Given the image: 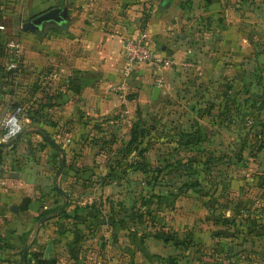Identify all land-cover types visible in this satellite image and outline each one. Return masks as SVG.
<instances>
[{
	"label": "crops",
	"instance_id": "0c3cea01",
	"mask_svg": "<svg viewBox=\"0 0 264 264\" xmlns=\"http://www.w3.org/2000/svg\"><path fill=\"white\" fill-rule=\"evenodd\" d=\"M123 1L118 0L119 3ZM162 1L159 0L158 8L153 9L143 33L158 59H173L176 65L160 69L137 67L125 80L122 76L121 36L137 33L132 31L130 23L114 25L102 20L100 13L94 9L96 0H30L29 7H26L29 14H44L55 9H66L67 13V20L49 26L41 41V48L47 50V57L39 64L43 71L41 94L48 101L50 113L86 118L88 126L116 133L125 147L132 141V130H147L149 133L138 139V147L148 146L151 149L156 146V140L151 139L150 142V138L158 130L157 124L148 123V120L157 116V110L166 98L162 86L159 87L157 100L151 101L152 91L158 87L156 80L160 78L163 84H167L171 79H177L178 69L183 66L189 73V82H192L185 92L186 98L193 101L201 96L206 101L205 105L210 103L207 108L205 105L198 106L204 117L222 115L225 108L221 101L225 97L243 98L247 107L251 103L253 108L250 109H255L253 100L264 97V0H171L167 6L161 7ZM10 12H7V17L17 15ZM198 19L202 27L195 28L193 26ZM169 31L173 32L168 34ZM33 34L30 37L32 43L35 42ZM26 67L30 71L26 83L33 98L37 94L33 90L37 80L32 72L39 66L31 61ZM9 83L14 86V83ZM123 83L128 87L122 89L120 86ZM196 83H201L205 89L200 91ZM214 102L217 105L212 106ZM194 106L187 104L186 115H189L190 122L187 121L185 127L177 125L173 128L178 133L185 129L188 134L165 143L166 146L185 148V172L176 175L186 179V190H151L153 197L161 198L159 201L156 197L157 201L152 198L140 208V211L145 209L150 213L151 208L162 205V213L159 214L166 220L167 229L164 230L172 228L177 231L176 235L163 237L155 233L156 229L151 230V226L147 229L143 216L131 219L133 222L130 223L128 212L137 204L130 208L121 202L123 218L120 222L110 215V218L92 216L94 226L88 242L95 249L89 255V258L93 257V264H118V260H121L119 264H124V261L130 264V259L137 264H262L264 261V253L260 254L255 248L250 250L256 243L252 239L259 241L264 249V216L256 218L253 229L244 228L242 226L248 221L242 218L243 209L237 213L236 204L230 206L224 200L228 191L221 194L224 204L217 198L214 201L217 187L206 190L204 194L198 192L202 191L198 189L204 179L226 180L227 186L236 179L240 181L241 176H236L240 172L237 163L244 152L239 148L237 154L231 153L235 142L225 143L222 139V124L199 119L200 110H195ZM74 125L84 124L75 119ZM179 152L176 154L179 155ZM263 153L264 148L258 151L257 156ZM135 159L141 163L144 156ZM195 161H202V164H197L201 172L194 170ZM228 161L232 163L230 166L224 164ZM257 161L256 158L251 159V162ZM227 166L229 170H226ZM217 167L223 170L214 173ZM232 167L235 172L230 171ZM199 173L204 175L202 181ZM263 176L260 174L256 178L264 179ZM194 178L195 181L191 182ZM208 182L206 185L211 188ZM261 189L264 190V186ZM212 195L213 198L210 197ZM184 197H190L187 200L194 203L191 204L192 209L180 210L179 200ZM85 206L80 203V207ZM93 208L95 210L97 206H89L90 211ZM218 210H229V214L216 215ZM133 224L138 228L144 226L147 231L131 237L129 229ZM235 227L244 228L251 233L250 237L243 240L244 235L231 232ZM118 230L125 233L117 234Z\"/></svg>",
	"mask_w": 264,
	"mask_h": 264
},
{
	"label": "rangeland",
	"instance_id": "374dc122",
	"mask_svg": "<svg viewBox=\"0 0 264 264\" xmlns=\"http://www.w3.org/2000/svg\"><path fill=\"white\" fill-rule=\"evenodd\" d=\"M158 4L159 0H124L121 3L118 0H96L94 9L100 13L102 20L110 24L113 22L114 25L130 23L131 30L137 32L130 34H138L146 30L147 21L151 18L153 9L158 8ZM185 4L186 2L183 3L184 6ZM29 5L30 0H0V167H3L0 170V264H43V260H54V264H93V257L89 258V255L95 249L88 242L94 226L92 216L110 218V215L113 220L120 222L123 218L122 204L130 208L137 204L128 212L127 220L130 223L133 222L131 219H141L143 216L142 221L148 224L147 229L151 226V230L156 229L155 233L163 237L176 235L177 231L172 228L164 230L167 227L166 220L159 214L162 213V205L154 209L150 206V213L149 210H140L146 201L157 198L151 195V190H186V179L182 176L178 178L180 174L176 175L178 172L183 173L185 169V148L166 146L165 143L170 139L184 138L188 134L185 129L178 133L173 128L177 125L185 127L187 121L190 122L189 115H186L187 104L194 106L196 101L194 108L200 110L197 117L206 122L221 123L224 129L222 139L225 143L235 142L231 153L237 154L239 148L244 152L237 163L240 172L236 176H241L240 181L236 179L229 182L231 186H227L226 180H203L204 175L199 173V178L203 181L198 189L202 191L198 192L204 194L207 193L206 190L217 187V193H212L217 194L215 201L222 197V192L228 191L225 202L230 206L236 204L237 213L243 209L242 218L248 221L242 227L254 228L253 222L256 218L264 216V190L261 189L264 179L256 178L260 174L264 175V153L257 156L258 148L264 144V97L258 101L253 100L255 109H250L253 108L251 103L247 107L243 98L225 97L221 101L225 108L222 115L217 118L216 115L212 118L204 117L205 114L198 107L205 105L204 98L200 95L193 101L186 98L185 92L192 82H189V73L183 66L178 69L179 73L175 77L177 81L171 79L170 84L160 85L163 86L166 98L157 110V116L148 120V123L157 124L158 132L153 133L150 138V142L151 139L156 140V146L149 149L144 160L139 163L135 159L136 153L132 152V148L127 149L116 133L92 128L86 124V118L80 119L73 114L64 116L50 113L47 108L48 101L41 94L43 71L39 64L40 60L47 57V50L41 48L43 33L49 26L56 24L52 21L42 23L40 30L34 32L35 42L32 43V32L24 31L23 25L37 20L42 14L27 13L26 7ZM10 11L17 15L7 17V12L11 13ZM201 25L198 19L193 27L199 28ZM171 32L173 31L168 34ZM15 44L19 46L18 52L17 48L12 47ZM54 57L57 58L58 55ZM31 61L39 66L32 72L37 80L33 88L37 94L33 98L30 97L26 83V76L30 73L26 66ZM11 64L15 69L9 68ZM50 70L55 71L52 68ZM9 82L14 83V86ZM196 85L200 91L205 89L201 83ZM208 104L210 103H206V108ZM214 105L217 104L214 102L212 106ZM14 111L18 112L21 133L6 140L3 138V121ZM75 119L82 121L84 125L75 126ZM45 137L53 141L60 151L55 150ZM62 154L65 156L64 167ZM173 154L175 155L171 157ZM253 158L258 161L251 162ZM200 162L202 161H195L193 166L197 172H201L197 166L202 164ZM224 164L230 166L232 163L228 161ZM140 166L143 167L142 170ZM217 168L214 173L223 170L222 167ZM225 168L229 170L228 166ZM230 171L235 172V169L233 171L232 167ZM194 181L195 178L191 182ZM207 181L211 188L206 185ZM213 195L210 197L213 198ZM188 198L179 200L180 210L192 209L191 204L194 203L187 200ZM80 203L86 206L80 207ZM89 204L96 205L97 208L90 211ZM12 207L16 212L12 211ZM134 208L137 210L133 211ZM155 210L160 212H154ZM228 211L218 210L215 214L224 216L229 214ZM244 228L235 227L231 232L244 235L243 240H246L245 237H250L251 233ZM147 229L133 224L129 232L135 238ZM122 233L125 231L117 232ZM252 240L256 243L250 250L255 248L263 255V245L254 241L255 239ZM48 246L51 250L46 253ZM119 262L121 260H118V264ZM130 264L137 263L130 259Z\"/></svg>",
	"mask_w": 264,
	"mask_h": 264
},
{
	"label": "built area",
	"instance_id": "2783aa9c",
	"mask_svg": "<svg viewBox=\"0 0 264 264\" xmlns=\"http://www.w3.org/2000/svg\"><path fill=\"white\" fill-rule=\"evenodd\" d=\"M1 30L2 26H0V31ZM121 41V56L123 60L122 76L125 80L130 77L134 69L137 67L153 66L160 69L163 67H171V65L175 64L173 59H158L155 56L145 33L125 34L121 36ZM12 47L17 48L16 51L18 52V44L13 45ZM9 68L15 69L13 64H11ZM156 83L157 86L160 87V85L163 83L162 79L158 78ZM120 87L125 89L128 87V85L123 83ZM20 133L21 125L18 119V112L14 111L7 119L3 121V138L6 140H11Z\"/></svg>",
	"mask_w": 264,
	"mask_h": 264
},
{
	"label": "water",
	"instance_id": "95a60500",
	"mask_svg": "<svg viewBox=\"0 0 264 264\" xmlns=\"http://www.w3.org/2000/svg\"><path fill=\"white\" fill-rule=\"evenodd\" d=\"M171 0H163L160 4L161 7H165L170 3ZM67 20V13H66V9H55V10H51L49 12H46L44 14H42L40 16V18H38L35 21H30L27 22L23 25V30L24 31H30V32H36L37 30H39L40 25L43 22H48V21H52L53 23L59 24L61 22H65ZM159 87H155L152 91V96H151V101H155L158 98V94H159ZM48 143L57 151H60V149L57 147V145L49 140V138H47ZM62 167H64L65 164V156L62 154ZM12 211L15 212V208H12ZM50 247H47L46 253L50 252ZM25 252V249H24ZM47 258V257H45Z\"/></svg>",
	"mask_w": 264,
	"mask_h": 264
},
{
	"label": "trees",
	"instance_id": "16d2710c",
	"mask_svg": "<svg viewBox=\"0 0 264 264\" xmlns=\"http://www.w3.org/2000/svg\"><path fill=\"white\" fill-rule=\"evenodd\" d=\"M147 133H149V132H147V130H132V132H131V136H132V141H131V143L126 147L127 149H131L132 148V152H135L136 153V156H135V158H138V159H142L143 158V156H144V153H146L148 150H149V147L148 146H145V147H138L139 145V143H138V139L140 138H144V136L145 135H147ZM46 138V137H45ZM46 140H47V138H46ZM263 140V143H264V139H262ZM48 141V140H47ZM264 148V144H263V146H260L259 148H258V150H260V149H263ZM131 152V151H130ZM140 169L142 170L143 169V167H141L140 166ZM55 263V261L54 260H43V264H54Z\"/></svg>",
	"mask_w": 264,
	"mask_h": 264
},
{
	"label": "flooded vegetation",
	"instance_id": "af4514ba",
	"mask_svg": "<svg viewBox=\"0 0 264 264\" xmlns=\"http://www.w3.org/2000/svg\"><path fill=\"white\" fill-rule=\"evenodd\" d=\"M43 23H46V22H43Z\"/></svg>",
	"mask_w": 264,
	"mask_h": 264
}]
</instances>
